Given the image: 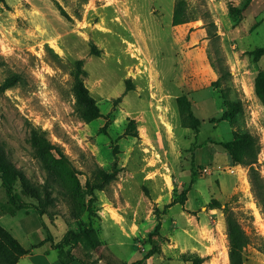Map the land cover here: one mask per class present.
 <instances>
[{
  "label": "rangeland",
  "instance_id": "rangeland-1",
  "mask_svg": "<svg viewBox=\"0 0 264 264\" xmlns=\"http://www.w3.org/2000/svg\"><path fill=\"white\" fill-rule=\"evenodd\" d=\"M175 2L0 0V85L10 77L18 80L0 91V145L40 197H32L20 184L17 193L46 212L41 216L30 208L14 216L0 213V224L24 247L36 244L48 230L60 241L67 232L89 229L100 245L93 247L78 234L70 250L89 264H131L130 242L139 251L144 250L141 243L147 244L146 252L154 242H163L164 249L175 242L182 232L176 221L184 215L192 190L191 204L193 197L208 201V209L220 200L238 212L252 236L244 264H264V215L251 191L248 168L232 166L220 145L231 141L237 129L257 137L255 167L264 180V104L255 94L256 77L264 72V54L255 53L264 48V0H188L196 19L180 26L172 25ZM78 61L101 111L91 123L76 111ZM218 80L220 87L215 86ZM180 95L190 99L201 120L199 131L181 126ZM225 96L242 104L235 111V126L222 119L230 110ZM35 133L43 134L66 159L57 163L56 149L50 151L49 163L39 158L32 143ZM213 144L228 159L220 156L214 162L207 147ZM63 162L73 168L81 196L66 195L60 186ZM102 171L115 179L106 182ZM222 178L230 188L226 196L218 189ZM45 188L53 204L45 205ZM5 200L0 180V202ZM217 226L216 264H229L226 222ZM102 242H111V247ZM118 242L126 246L113 244ZM29 249L32 258L18 264H53L60 257L56 249L51 254L43 246ZM192 254L156 257L146 264L198 263Z\"/></svg>",
  "mask_w": 264,
  "mask_h": 264
},
{
  "label": "trees",
  "instance_id": "trees-1",
  "mask_svg": "<svg viewBox=\"0 0 264 264\" xmlns=\"http://www.w3.org/2000/svg\"><path fill=\"white\" fill-rule=\"evenodd\" d=\"M250 1V0H248ZM195 16L190 12L188 0H176L173 16L172 25L180 26L187 24L195 20ZM258 56L264 54V48L259 49L255 52ZM87 72L83 68L82 61L76 63V70L74 72V84L73 93L75 97L76 111L79 117L86 123H91L101 117V111L96 99L90 94V91L84 83V77ZM16 77H10L2 85H0V91H5L15 86L17 83ZM221 82L218 80L215 82V86L220 87ZM255 94L259 101L264 104V72L257 75L255 80ZM226 101L230 110L225 112L222 116L223 120H228L233 126L238 122L236 112L242 108L241 102L230 101L227 96ZM177 108L180 117V123L183 128L192 129L199 131L201 120L194 114L193 105L190 99L186 95H180L176 99ZM236 111V112H235ZM33 139V146L36 150V155L41 158L45 163H49L48 157L51 150L56 149L60 155L59 160H55L60 163L61 160H65V154L58 148H56L49 140H47L43 134L35 133ZM222 147L227 151L230 163L232 166L241 165L248 168V179L251 185V191L256 199L257 205L260 207L262 214L264 215V180L262 179L259 171L256 169L255 164L258 161L259 154V141L258 138L252 135L248 131H242L237 129L234 132L233 139L229 142L220 143ZM202 147V146H201ZM63 171L58 172V182L63 188L66 195L71 197L81 196V185L76 177L74 170L67 163ZM47 165V164H46ZM62 165V163H61ZM50 169V166H48ZM195 163H192V179L196 177ZM109 182L115 179V174H108L104 171L101 172V176ZM0 180L2 187L6 195V202L0 203V213L15 215L22 209L34 208L37 213L41 216L46 215L44 210L42 211L36 205L25 202L22 200L20 195L16 191V185L20 184L25 192L32 194V197L38 198L39 190L31 185L30 180L27 178L25 173L17 168V166L7 157L5 151L0 145ZM45 194L43 201L45 205L53 204L51 193L48 189H44ZM84 196V195H83ZM82 213L85 210L86 204H81ZM209 207L212 209H222L226 222L227 238L229 241L228 258L229 264H244V253L247 247L252 242V236L249 235L242 223L240 222L238 212L234 211L229 207H222L221 203L217 200H213ZM79 215H75L77 217ZM160 222L157 224L154 232L150 233V237L156 235L160 228ZM83 235L93 247L100 245V242L96 236L94 230L83 229L80 232L70 231L67 232L64 237L54 247L69 246L72 248L77 243V236ZM49 239H53L49 235ZM156 252V247L153 246L152 250L146 253L142 259L132 264H143V262L153 256ZM29 250L24 248L22 244L0 224V264H17L19 259L28 254ZM72 258L75 256L70 255Z\"/></svg>",
  "mask_w": 264,
  "mask_h": 264
},
{
  "label": "crops",
  "instance_id": "crops-1",
  "mask_svg": "<svg viewBox=\"0 0 264 264\" xmlns=\"http://www.w3.org/2000/svg\"><path fill=\"white\" fill-rule=\"evenodd\" d=\"M207 147H210L209 155L211 156L213 161L215 160V158L217 160L221 156L220 152L216 150L215 144L211 146L207 145ZM201 149H202L201 147L198 149L199 153ZM198 152H197L196 157L199 156ZM225 157L226 159H228L227 156ZM225 157H222L221 160L225 159ZM202 163L203 162H201V164ZM234 179L235 177L232 180ZM227 183H228V180L226 178H222L221 180H219L218 189H219V192L221 191L220 193H222V196H226V194L230 191V188L228 187ZM191 192L192 190L189 191L188 196H187V200L185 204V211H183L184 215L182 214L176 221V225L178 229H181L182 232L178 231L175 242H172V243L169 242V245H168L169 247H167L166 249H164L163 242L161 243L154 242L155 247H156V252L153 256L146 259L143 262V264L153 261L156 257H160L161 259H168V258H165L168 255L170 256L172 254L184 255L186 253H189V254L194 253V257L198 261V263L196 264H216L217 263V260H218L217 252L220 246L219 244L220 238H219L217 225H218V222H220L221 224L225 222L224 214L220 208H217V209L208 208L207 209L205 205H207L208 201H199V199L193 197L192 199H194L195 202L191 204V194H192ZM217 201L220 202V200H217ZM5 202L6 200L3 203ZM220 203L222 205V202ZM222 207H224V205H222ZM40 228L42 227L40 226ZM8 231L13 235V233L10 230ZM48 231L45 234L42 233L41 235H39V237L36 238V244H32L31 242H28L29 244L28 246L31 247L32 249L38 246H43L45 249V254H51V251L55 249L58 250V253H60L58 256L60 257L58 261L53 264H74V263L76 264V261H80V260L84 264H89L87 260L81 258L79 255L76 254L75 249L70 250L69 247L64 246V245L61 247H54V245L59 243V240H57L52 233H51L52 234L51 237L53 239L52 240L49 239L50 231L49 232ZM17 240L19 241V239ZM19 242L21 243V241ZM123 243L118 242V243H113V244H118V246H126ZM110 244L111 242H102L103 247H111ZM138 245L140 244L138 243ZM141 246H143L142 249L144 250L139 251L135 247L133 242H130V244L128 245V251L130 254L128 256V260L129 261L131 260L132 263L137 262L138 260L142 259V257L146 253H148L146 252L147 244L145 245V243H141ZM29 247L27 248L24 247L27 250H29V253L22 256L19 259L18 263L20 262L21 259L32 258L30 255L31 249H29ZM115 253L119 256H122L121 253L118 254L116 251L112 250V254L114 256H115ZM70 255L75 256V258H72ZM226 259H228V253L226 254ZM46 263L49 264L47 261Z\"/></svg>",
  "mask_w": 264,
  "mask_h": 264
}]
</instances>
